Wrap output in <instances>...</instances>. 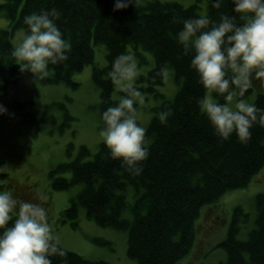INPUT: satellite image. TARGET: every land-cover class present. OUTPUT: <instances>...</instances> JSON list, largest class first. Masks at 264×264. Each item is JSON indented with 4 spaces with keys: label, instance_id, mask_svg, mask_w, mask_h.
I'll list each match as a JSON object with an SVG mask.
<instances>
[{
    "label": "trees",
    "instance_id": "trees-1",
    "mask_svg": "<svg viewBox=\"0 0 264 264\" xmlns=\"http://www.w3.org/2000/svg\"><path fill=\"white\" fill-rule=\"evenodd\" d=\"M116 0H5L0 1V13L9 19L7 28L0 30V77L10 81L22 71L11 57L12 37L18 29L28 30L23 17L40 9L57 8L61 12L57 21L64 37L71 45L68 60L49 65V77L41 80L50 84L67 83L76 88L79 83L73 75L95 61L93 43L107 46L108 64L95 65L93 77L101 91L100 113L113 99V82L108 76L113 58L128 51L134 44L155 55V65L147 75L138 78L137 87L148 88L159 95L158 86L165 80L157 75L167 66L175 70L181 83L174 100H164L146 129L148 158L142 162L140 175L130 174L119 160L109 156L104 145L98 156L82 161L89 151L85 146L78 158L62 163L53 171H70L71 177L54 176L52 187L65 190L73 184L83 188L64 211V221L78 225L79 207L101 226L128 230V254L141 264H177L193 247L195 221L201 208L216 202L226 192L242 188L264 166V127L255 125L248 143L239 141L235 133L229 139L219 137L202 113L197 98L205 94L197 72L190 66L191 57L183 54L176 33L183 27L175 18L197 16L195 5L179 2H151L115 9ZM220 12H233L231 0H225L220 9L209 1L208 16L219 19ZM138 56V55H136ZM144 83L147 85L144 86ZM145 87V88H144ZM113 88V90H112ZM253 88L246 90L247 98ZM217 102H224L215 94ZM255 100V99H254ZM264 108V93L258 92L254 102ZM171 110L167 123L158 118L162 110ZM67 120L72 118L66 114ZM103 121V120H102ZM103 126V125H102ZM127 185L142 192L131 207L134 219L122 216L127 208L126 195L121 192ZM2 185H0L1 189ZM256 226L248 239L238 238L242 207H236L227 238L220 246L227 250L228 258L219 264H264V193L256 195ZM63 257H53V264H108L89 261L80 254L67 250Z\"/></svg>",
    "mask_w": 264,
    "mask_h": 264
},
{
    "label": "rangeland",
    "instance_id": "rangeland-1",
    "mask_svg": "<svg viewBox=\"0 0 264 264\" xmlns=\"http://www.w3.org/2000/svg\"><path fill=\"white\" fill-rule=\"evenodd\" d=\"M1 2L5 0H0ZM151 2H179L184 6L195 5L199 15H208L210 0H134V5ZM9 19L0 13V30L7 28ZM25 29H18L12 37V47L21 39ZM94 63L73 75L79 85L73 88L67 83L50 84L33 81L32 74L22 71L0 91V104L7 112L0 113V172L1 189H11L25 200H34L38 193H45L44 202L48 210L49 222L60 237L62 246L76 252L89 261H106L108 264H141L138 258L128 254V230L101 226L87 215L86 208L79 207L78 225L64 221L63 213L72 199L83 188V183L73 184L65 190L52 187L54 176L71 177L70 171L56 172L62 163L78 158L82 146L87 151L80 160L88 161L98 156L101 146H106L99 135L103 127L100 113L101 91L93 77L95 65L108 64L107 46L93 43ZM127 50L138 55L143 69L148 74L155 65L152 51L129 44ZM165 82L158 86L159 95L145 88V103L141 110L142 125L147 129L155 109L164 100H174L181 83L175 70L169 68ZM51 73V70H50ZM138 82V79H137ZM147 84L144 83V86ZM114 88V90H113ZM112 97L119 101L124 93L113 86ZM258 92L264 93V85L254 83L253 92L246 98L254 103ZM216 99L215 93L212 94ZM255 99V100H254ZM66 114L72 116L67 120ZM126 195L127 208L122 216L134 219L131 207L138 192L133 185L121 191ZM264 193V166L253 175L250 183L242 188L226 192L216 202L204 205L195 221V240L190 252L177 264H219L228 258L227 250L220 243L227 238L230 222L236 207H242L238 238L248 239L249 232L256 226V195ZM64 219V220H63Z\"/></svg>",
    "mask_w": 264,
    "mask_h": 264
},
{
    "label": "clouds",
    "instance_id": "clouds-1",
    "mask_svg": "<svg viewBox=\"0 0 264 264\" xmlns=\"http://www.w3.org/2000/svg\"><path fill=\"white\" fill-rule=\"evenodd\" d=\"M224 2L210 0L216 9ZM231 2L235 14L220 12L218 20L204 14L175 18L183 24L176 40L183 54L191 57L190 66L205 89L196 102L215 133L225 140L235 133L240 142L248 143L253 127H264V108L244 98L255 82L264 85V0ZM129 3L134 0H116L114 7L125 8ZM60 16L55 7L26 14L23 22L28 30L11 50L21 71L30 72L36 83L49 77V65L68 60L71 45L57 23ZM142 71L131 51L113 58L108 76L124 94L102 111L99 132L109 156L132 175L142 173V162L149 155L146 129L140 123L145 96L136 86ZM157 75L167 80L168 67L159 68ZM213 93L224 102H217ZM3 112L7 109L0 104ZM170 115V109L162 110L158 118L167 123ZM46 200L43 192L25 200L11 189H0V264H53V257L67 254L49 222Z\"/></svg>",
    "mask_w": 264,
    "mask_h": 264
},
{
    "label": "crops",
    "instance_id": "crops-1",
    "mask_svg": "<svg viewBox=\"0 0 264 264\" xmlns=\"http://www.w3.org/2000/svg\"><path fill=\"white\" fill-rule=\"evenodd\" d=\"M4 87H7V86L5 85V83H3V81H2L1 78H0V91H1L2 89H4Z\"/></svg>",
    "mask_w": 264,
    "mask_h": 264
}]
</instances>
